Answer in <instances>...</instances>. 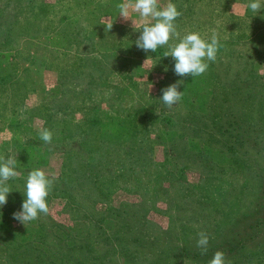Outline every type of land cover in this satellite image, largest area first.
I'll use <instances>...</instances> for the list:
<instances>
[{
    "label": "rangeland",
    "instance_id": "obj_1",
    "mask_svg": "<svg viewBox=\"0 0 264 264\" xmlns=\"http://www.w3.org/2000/svg\"><path fill=\"white\" fill-rule=\"evenodd\" d=\"M26 2L0 0V37L11 36L9 41L0 39V62L4 63L0 83L6 79L7 88L16 87L0 98V104L7 103L0 110V156L9 153L16 160L15 168L42 169L49 178H58L46 198L47 214L24 225L13 217L22 210L23 203L18 204L6 214L5 227L9 223L19 231L36 229L46 218L81 232V221L70 222L71 209L81 208L80 218L83 211L98 210L105 219L111 207L141 199L152 220L173 228L180 223L175 221L180 208L171 202L192 196L199 199L197 207L219 211L218 225L230 222L234 210L221 205L218 197L219 188L229 187L228 172L222 174L224 180L203 187L198 184L199 171L185 162L178 170L166 162L164 154L182 125L181 117L193 110L183 102L179 86L186 85L190 95L211 93L216 76L229 83L253 77L264 83V8L251 11V0H158V7L171 2L182 13L174 21L179 37L156 52H145L135 41L142 24L155 20L136 12L125 20L118 8L123 0H35L30 6ZM107 22H113L109 31L103 24ZM191 32L208 42L215 33L220 46L216 60L205 61L209 66L204 74L181 77L174 71L175 60L164 54ZM174 83L182 98L169 108L161 97L163 89ZM45 128L53 134L50 144L40 139ZM80 143L100 148L102 155L145 144L152 162L133 171L131 166L119 167V157L112 156L103 163V173L117 174L112 185L103 177L91 185L85 180L80 184L70 180L65 165ZM80 148L86 152L87 147ZM21 188L26 192V183ZM189 222L193 233L199 221ZM104 225L112 226L108 219ZM190 235L176 234L171 243L184 246Z\"/></svg>",
    "mask_w": 264,
    "mask_h": 264
},
{
    "label": "trees",
    "instance_id": "obj_2",
    "mask_svg": "<svg viewBox=\"0 0 264 264\" xmlns=\"http://www.w3.org/2000/svg\"><path fill=\"white\" fill-rule=\"evenodd\" d=\"M34 2L26 3L30 6ZM10 37L6 34L0 39L9 41ZM3 65L1 61L0 73ZM220 79V76L213 79L217 84L211 86V93L188 95L186 85L179 86L183 102L193 110L181 117L182 125L175 130L173 142L169 140L166 144L164 155L166 162L178 170L185 162L199 171L198 184L203 187L224 180L222 174L228 172L229 187L219 188L218 197L221 205L234 210L230 222L218 225L215 216L219 211L197 207L199 199L192 196L171 202L180 208L175 219L180 223L173 228H163L152 220L149 207L140 199L111 207L105 218L112 224L110 229L98 210L83 211L80 218L81 208L75 207L71 209L70 222L74 225L81 221V232H73L46 218L39 221L36 229L19 231L9 223L5 227L6 214L26 199L21 185L26 183L32 168L30 171L15 168L18 176L6 182L11 191L6 204L0 207V264H209L217 250L225 253L228 264L264 261V83L257 77L233 83ZM7 85L6 79L1 81L0 98L16 91L15 86L10 89ZM4 106L6 102L0 104V110ZM79 146L87 147L86 152L79 147L65 165L70 180L80 184V180H85V184L91 185L96 178L103 177L112 185L117 174L103 173L104 161L112 156L119 157V167L131 166L133 171H141L152 162L145 144L135 146L132 151L124 148L122 153L111 150L104 155L100 148L88 143ZM1 156L5 161L12 157L9 153ZM140 158L143 160L139 162ZM97 201L94 195L93 202ZM195 220L199 225L191 233L189 221ZM201 231L209 236L208 249L203 254L197 247ZM187 232L191 235L186 237L184 246L171 243L174 235Z\"/></svg>",
    "mask_w": 264,
    "mask_h": 264
},
{
    "label": "clouds",
    "instance_id": "obj_3",
    "mask_svg": "<svg viewBox=\"0 0 264 264\" xmlns=\"http://www.w3.org/2000/svg\"><path fill=\"white\" fill-rule=\"evenodd\" d=\"M119 16L125 20L130 17V12H136L141 18L155 20V23L142 24V32L135 41L136 46L145 52L151 50L156 52L158 47L167 45L173 37H179L174 21L182 13L178 11L175 4L169 2L166 7H158V0H123L118 5ZM248 8L253 12H259L264 8L261 0H251ZM109 31L113 22L103 23ZM219 41L213 33L210 42L201 38L199 33L191 32L179 40L164 56H171L175 60L174 71L177 75L183 77L191 75L192 77L202 75L208 69V63L205 61H215L219 49ZM182 98V92L178 91V84H171L163 89L161 97L163 103L171 108ZM40 139L46 144H50L53 134L48 129L40 130ZM16 160L9 157L5 161L0 156V207L7 202V195L11 191L7 181L18 176L15 170ZM58 177L49 178L42 169H35L29 172L26 181V199L22 204V210L13 213V217L26 225L27 222L38 219L41 213L47 214L49 211L46 198L49 195L55 180ZM197 240V247L202 249V254L207 252L209 245V236L201 231ZM209 264H228L226 255L222 250H217L210 259Z\"/></svg>",
    "mask_w": 264,
    "mask_h": 264
}]
</instances>
